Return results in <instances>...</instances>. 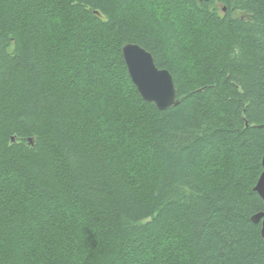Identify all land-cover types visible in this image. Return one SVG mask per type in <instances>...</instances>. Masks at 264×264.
Here are the masks:
<instances>
[{"label":"trees","instance_id":"16d2710c","mask_svg":"<svg viewBox=\"0 0 264 264\" xmlns=\"http://www.w3.org/2000/svg\"><path fill=\"white\" fill-rule=\"evenodd\" d=\"M263 158L264 0H0V264H264Z\"/></svg>","mask_w":264,"mask_h":264},{"label":"water","instance_id":"95a60500","mask_svg":"<svg viewBox=\"0 0 264 264\" xmlns=\"http://www.w3.org/2000/svg\"><path fill=\"white\" fill-rule=\"evenodd\" d=\"M123 56L131 79L144 101L155 104L160 111H167L179 104L172 74L166 69L158 68L149 51L139 45L128 44L123 48ZM255 190L264 200V171ZM252 220L256 224H262L264 238V212L254 215Z\"/></svg>","mask_w":264,"mask_h":264},{"label":"snow or ice","instance_id":"6c2138e0","mask_svg":"<svg viewBox=\"0 0 264 264\" xmlns=\"http://www.w3.org/2000/svg\"><path fill=\"white\" fill-rule=\"evenodd\" d=\"M133 56H135V53H133ZM133 67L135 68V66L133 65ZM136 70V69H135Z\"/></svg>","mask_w":264,"mask_h":264},{"label":"bare ground","instance_id":"6f19581e","mask_svg":"<svg viewBox=\"0 0 264 264\" xmlns=\"http://www.w3.org/2000/svg\"><path fill=\"white\" fill-rule=\"evenodd\" d=\"M262 235V234H261Z\"/></svg>","mask_w":264,"mask_h":264}]
</instances>
